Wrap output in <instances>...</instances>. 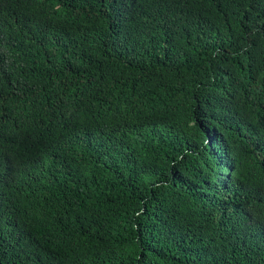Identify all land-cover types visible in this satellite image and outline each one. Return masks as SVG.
I'll return each instance as SVG.
<instances>
[{
    "label": "trees",
    "instance_id": "1",
    "mask_svg": "<svg viewBox=\"0 0 264 264\" xmlns=\"http://www.w3.org/2000/svg\"><path fill=\"white\" fill-rule=\"evenodd\" d=\"M0 264H264V0H0Z\"/></svg>",
    "mask_w": 264,
    "mask_h": 264
}]
</instances>
